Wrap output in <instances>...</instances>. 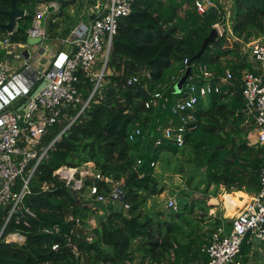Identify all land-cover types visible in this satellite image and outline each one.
I'll return each mask as SVG.
<instances>
[{
    "label": "trees",
    "instance_id": "1",
    "mask_svg": "<svg viewBox=\"0 0 264 264\" xmlns=\"http://www.w3.org/2000/svg\"><path fill=\"white\" fill-rule=\"evenodd\" d=\"M193 2L137 0L130 15L118 21L107 63L112 74L104 77L105 84L93 91L94 83L79 73L76 87L82 101L64 110L36 146L39 155L43 150L46 154L28 182L29 193L7 222L11 205L0 209V264H131L135 251L142 253L143 264H162L165 255L173 257L172 264H179L181 259L187 264L191 255L193 260L206 264L207 257L201 252L203 217L196 219L190 215H194L195 208L208 213L209 207L203 199L190 202V196L201 193L206 198L216 197L218 189L222 193H255L260 188L264 144L250 145L248 141L255 123L246 114L240 77L242 71H251L252 67L241 55L240 45L264 38V0H232L231 35L225 27L222 36H217L200 58L189 64L193 75L198 66L214 72L213 85L225 70L233 78L219 93L207 96L195 106L194 121L187 125L184 144L178 147L163 138L156 127L177 117L170 108L175 102L173 86L185 68L184 61L189 62L196 55L215 23L225 26L226 22V11L217 2L207 7L203 15L196 13ZM50 3L59 4L60 10L52 17L62 14L64 0H18L17 7L26 14L9 35L10 41L25 43L26 31L38 6ZM9 8L7 0H0V11ZM6 21L0 13V24ZM4 36L6 32L0 29V40ZM1 57L0 51V61ZM134 77L136 81L128 83ZM156 93L162 95L159 105L146 108L145 104ZM164 98L167 102L162 108ZM163 153L184 158L190 168L187 186L193 189L182 192L185 197L176 200L177 210H169L167 221L158 220L160 213H143L150 199L163 193L154 172L155 163L163 161ZM176 161L178 171L183 172ZM87 162L93 163L102 176L117 182L122 193L114 206L94 203L102 210L101 216L84 207L88 203L80 196V203H76L65 183L53 175L61 166L75 168ZM35 163L33 160L28 164L24 178ZM92 184L105 187L106 192L110 190L108 185L93 179L85 181V185ZM21 186L22 180L17 179L14 191ZM91 218L94 225H86ZM75 219L86 225L90 241L87 234L78 236L83 229ZM209 219L210 223H204H208L206 231L212 234L221 220L218 215ZM54 226H58V233L44 232ZM15 232L24 235L23 243L6 242V237ZM250 243L246 237L240 255ZM54 244L58 245L56 250H52ZM73 249L77 255L72 253Z\"/></svg>",
    "mask_w": 264,
    "mask_h": 264
},
{
    "label": "built area",
    "instance_id": "2",
    "mask_svg": "<svg viewBox=\"0 0 264 264\" xmlns=\"http://www.w3.org/2000/svg\"><path fill=\"white\" fill-rule=\"evenodd\" d=\"M136 1L96 0L91 12L92 19L86 31L80 35L73 33L62 39L61 44L66 48L56 50L48 62V67L43 71H36L24 61L23 65L26 67L23 70L9 72L0 61V209L11 205L9 215L18 208L24 195L29 193L28 182L36 166L45 157L46 150L39 155L36 146L47 134L49 128L60 120L64 110L75 107L82 101L76 87L79 73L94 83L93 91H95L101 84L105 68L108 69V57L118 21L130 15ZM214 4L213 0H194L193 2L195 11L199 15H203L207 7H213ZM225 19L228 20L227 17ZM212 27L217 31V36H222L225 27L228 34L231 32L229 25L224 26L219 22ZM26 34L27 38L40 39L38 45H42V42L47 41L48 38L46 29L39 26V21L32 24ZM9 35L11 34L7 33L0 40V50L8 55L14 52L15 61L22 59L27 44L13 43ZM260 41V39H253L249 43L240 45L241 55L250 62L252 67L251 71H242L240 77L241 95L246 114L255 123V130L252 133L256 138L252 141L253 135L250 134L248 138L250 145L264 144V43ZM100 54L103 56V65L98 73L90 76ZM184 64L185 68L179 79L189 67L191 72L179 89L176 87L179 79L173 86L175 102L170 108L171 113L177 117L175 120L166 121L165 126L158 124L156 127V131H159L163 138L172 141L178 147L184 144L187 125L194 121L195 106L207 96L219 93L221 87L228 85L233 78L232 73L225 70L224 76L218 77V83L213 85L214 72L209 71L205 66H198L193 75L192 66L188 64V61L185 60ZM43 79H47L46 85L32 95ZM131 81H136V77L131 78L128 83ZM161 98L162 95L159 93L152 95L145 104L146 108L158 106ZM163 101L161 107L165 108L167 98ZM86 104L87 102L84 103ZM183 112L185 114H182ZM158 144H160L159 140L156 141V145ZM33 160H36V163L24 178L23 174ZM139 163L140 161H137V164ZM53 175L63 181L69 190L77 193L83 201L91 204V209L94 203L114 206L121 200L122 193L118 189V183L102 176L91 162L75 168L61 166ZM89 178L105 186L108 185L110 190L106 192L105 187H99L96 184L85 185V181ZM17 179L22 180V186L15 192ZM259 183V190L242 205L240 211L231 219L230 226L226 228L221 222V225L211 234L209 243L201 248V252L207 257L206 264H241V246L246 237L250 241L251 238L259 239L264 247V166L259 172ZM165 208L176 211V199L169 198ZM26 213L33 216L28 210ZM68 219L72 220L71 217ZM87 222L86 225H94L93 218ZM75 223L77 226H84L79 219H75ZM44 232L58 233L59 228L54 226L51 229H44ZM86 239L90 241L91 235H88ZM24 241V235L18 232L6 237V242L20 244ZM67 246H70V242ZM57 248V244L52 246V250ZM72 253L77 255L75 249Z\"/></svg>",
    "mask_w": 264,
    "mask_h": 264
},
{
    "label": "crops",
    "instance_id": "3",
    "mask_svg": "<svg viewBox=\"0 0 264 264\" xmlns=\"http://www.w3.org/2000/svg\"><path fill=\"white\" fill-rule=\"evenodd\" d=\"M64 1L66 3V6H64L62 10V14H59L58 17H52V15L59 13L60 11L59 4L50 3V4H41L38 6L37 15L33 19L32 24L38 21V17L43 13V11L46 10L47 6L52 5L54 7V10L53 12L47 15V17L45 18V25H44L46 31L47 30L49 31L47 32V36H48L47 41H50L49 42L50 48L43 50V52L44 53L46 52L45 55L48 54V57L42 60L43 57L39 58L40 51L38 52L37 50H35L34 54H32V51L30 50L31 47H29L28 45L24 49V51L25 50L29 51V57L25 58L23 56L22 57L23 62L26 61L36 71H43L48 67V62L51 59V56L54 54L56 50H61L60 49L61 45L62 47H64L63 50L66 48V46L61 44L62 39L73 33H77L78 35L84 33L92 19L91 12L93 10L94 5L96 4V0H64ZM231 2L232 0H227V6L223 7V10L226 11V14H228L229 17L231 13L230 12ZM52 20H54V23H52ZM50 24L52 25V27L49 26ZM17 25H18V20H17ZM17 25L15 26L14 31L17 28ZM37 46L40 47L41 45H37ZM37 46H33V47H37ZM1 62L4 63L5 67L9 72L16 71L15 68L6 65V62L4 60H1ZM251 140L254 141L255 138L252 137ZM238 192L242 193L243 195L241 194L239 195ZM252 194L253 193L233 191L229 193V195L224 193L223 195L219 194L218 197L209 196V198L208 197L203 198V200L206 202V205L209 207L208 213L205 212V215L207 217L206 218L207 222L210 223L209 221L211 219H209V217H215L216 215H218V217L220 218L221 222L225 225V227L226 228L229 227L231 219L237 214L238 211H240L241 206L250 200ZM225 198L229 200V201L226 200L227 203L225 202ZM218 201L222 202V206L220 208V211L215 213L217 210L216 204L218 203ZM229 212L230 213L233 212V214L228 215ZM200 217L201 216H199L198 218ZM201 228L203 229L202 232H200V234L203 235L202 245H201L202 247L210 241L211 233L209 230L206 231V229H209L208 225L206 227L201 226ZM141 257H142V253L140 251L139 252L135 251L133 255V261L131 262V264H143ZM187 258L189 260L187 264H204L200 259L193 260V255L188 256ZM172 260L173 257L165 255L162 264H172ZM240 261L241 264H264V247L261 244L260 245L254 244L251 238V243L249 246H247L246 252L243 255H240ZM183 262L184 259H181L179 264H184Z\"/></svg>",
    "mask_w": 264,
    "mask_h": 264
},
{
    "label": "rangeland",
    "instance_id": "4",
    "mask_svg": "<svg viewBox=\"0 0 264 264\" xmlns=\"http://www.w3.org/2000/svg\"><path fill=\"white\" fill-rule=\"evenodd\" d=\"M215 2H217L218 5H220L222 8L227 6V0H214ZM185 7V6H184ZM226 17H228V20L225 22L226 25H229V30L230 29V20L232 19L231 17L228 16V14H226ZM231 33V32H230ZM229 33V34H230ZM262 43H264V38H260ZM50 41H44L42 42V45L40 47H31L30 50L32 51V54H34L35 50H37L39 53V58L43 57L42 60L46 59L48 57V54L45 55V53L43 52L44 49L50 48ZM64 47H60V49H63ZM112 48V47H111ZM1 51V50H0ZM2 52V57L1 60H4L6 62V65H8L9 67H13L15 68L17 71L19 70H23L26 65H23V59H19L18 61H15V54L14 52L11 55H8L5 51H1ZM111 52V50H110ZM102 54H100L98 56L97 62L95 64V66L93 67V71L90 74V76H93L94 74L98 73L103 65V58H102ZM108 63V62H107ZM35 67V66H34ZM105 68V71L103 72L102 75V81H101V85H104V76L105 75H111L112 74V68L108 67V69ZM171 71V70H170ZM86 105H84L85 107ZM254 133H252L251 135H253ZM250 135V136H251ZM254 138L255 135H253ZM249 141V140H248ZM163 161L161 160V162L155 163V168H154V172L155 175L159 181V185L164 189L163 193H161L159 196L150 199V201L148 202L147 206L143 209V213L146 212V214L150 213L151 215H155L156 213H160L158 216V220L159 221H167L168 217H169V210L165 208L166 202L169 198H175L176 200H178V198H183L185 197L184 194H182L183 191L187 192V191H193V189L189 188L187 186V180L190 178V175L188 174L187 170H189V166L184 162V158L182 156H179L178 159L172 157L169 153H163ZM178 160L180 165H182L183 167V172H179L177 169V165L178 162L176 161ZM177 162V165H176ZM168 163H170V165H168ZM200 188L202 189L203 186H200ZM224 191H220V189H218L217 195L216 197H218L219 194H224L222 193ZM233 192V191H232ZM231 193V192H230ZM229 195V193H226ZM204 197V194L201 193H194L192 196H190L189 201H195V200H202ZM209 198V196H208ZM229 201V200H228ZM229 204V202H228ZM215 205V204H214ZM217 206V210L215 213L220 211V208L222 206V202L218 201V203L216 204ZM237 207V206H234ZM242 207V206H241ZM94 208V209H93ZM92 211L96 212L99 216L102 215V211L98 208V206L95 204V206H93ZM91 211V212H92ZM83 214H86L84 211H82ZM101 213V215L99 214ZM204 211H200L197 208H195L194 211V215L191 214L190 217L192 218H196L199 219L198 217H204L202 218V222L203 224H201L200 226L204 227L205 225H207L208 223H204V221H206L207 219L205 218L206 215L204 214ZM233 212H229L228 215H232ZM87 215V214H86ZM189 216V215H188ZM188 216H186V219L188 218ZM88 221V219H87ZM86 226V225H84ZM183 229L186 230L185 225L182 223ZM199 227V226H198ZM81 229H83V231H81L78 236L81 235H86L85 237H87L89 235V233H87L88 231L86 230L87 228L83 226L80 227ZM198 229V228H196ZM137 245V241L133 243V248H136Z\"/></svg>",
    "mask_w": 264,
    "mask_h": 264
},
{
    "label": "water",
    "instance_id": "5",
    "mask_svg": "<svg viewBox=\"0 0 264 264\" xmlns=\"http://www.w3.org/2000/svg\"><path fill=\"white\" fill-rule=\"evenodd\" d=\"M9 5H10V8L8 10H4V11H0V13L6 17L7 21L4 23V24H0V29L1 30H4L6 33H9V34H12L14 32V28L15 26L17 25V20L21 19L22 17H24L25 15V10L21 9V8H18L17 5H16V2L18 0H7ZM54 10V7L51 5V6H47L46 7V10L43 11V13L38 17V21H39V26L40 27H44L45 25V18L47 17V15L51 12H53ZM217 39V31L215 29H212L209 34L207 35V37H205L201 43V46H200V49L198 50V52L196 53V55H194L192 57V59L188 62V64L191 63V61H194V60H198L200 58V56L202 55V53L204 52V50L206 49V47L214 42L215 40ZM40 42V39H32V38H27L26 40V44L29 46V47H33V46H37ZM23 56L25 58H28L29 57V51L28 50H25L23 52ZM190 72H191V68L189 67L184 75L178 80L177 84H176V87L179 89L182 84L185 82V80L187 79V77L190 75ZM47 83V79H43L39 84L38 86L35 88V90L32 92V95H35L37 92H39V90L41 88H43ZM82 111V110H81ZM80 111V112H81ZM79 112V113H80ZM78 113V114H79ZM74 121V119L63 129V131L49 144V146L47 147V149L49 147H51L53 145V143L55 141L58 140V138L60 137V135L69 127V125ZM69 193L70 195L74 198V200L76 201V203H80V199H79V195L71 190H69ZM91 204H85L84 207L86 208H91ZM10 215L8 216L6 222L8 221ZM252 241L254 244L256 245H260L261 242L259 239L257 238H252Z\"/></svg>",
    "mask_w": 264,
    "mask_h": 264
}]
</instances>
